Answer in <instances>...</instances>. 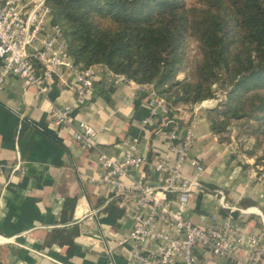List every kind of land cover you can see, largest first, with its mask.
I'll return each instance as SVG.
<instances>
[{"label": "crops", "instance_id": "crops-1", "mask_svg": "<svg viewBox=\"0 0 264 264\" xmlns=\"http://www.w3.org/2000/svg\"><path fill=\"white\" fill-rule=\"evenodd\" d=\"M95 73L93 88L73 109L68 125L55 124L50 109L74 104L71 85L51 83L42 97L14 77L0 88V262L128 264L135 248L128 234L136 217L150 210L137 202L140 191L133 186L162 182L153 163L175 162L171 145H181L190 124L188 159L203 171L197 175L189 161L182 166V173L196 182L185 217L200 227L230 222L243 237H260L264 243V174L256 171L252 157L211 133L204 110L208 101L197 110L155 108L151 114L153 106L137 83L110 77L98 65ZM172 120L182 124L162 129ZM80 121L95 130L93 145L74 139ZM133 138L136 152L148 161L121 180L127 193L119 197L112 186L99 182L103 170L97 154L121 158ZM166 197L175 208L177 194L167 192ZM113 200L122 210L118 217L103 210ZM161 228L173 234L157 219L155 229ZM194 252L206 264H231L229 258L201 247ZM248 253L244 246L237 251L238 257Z\"/></svg>", "mask_w": 264, "mask_h": 264}, {"label": "trees", "instance_id": "trees-1", "mask_svg": "<svg viewBox=\"0 0 264 264\" xmlns=\"http://www.w3.org/2000/svg\"><path fill=\"white\" fill-rule=\"evenodd\" d=\"M79 69L98 65L150 84L169 110L205 100L211 133L253 138V165H264V0H46ZM190 40L197 59L184 72ZM172 120L162 127L181 125ZM234 127V128H233ZM102 202V201H101ZM113 200L104 211L118 217ZM0 264H3L0 262Z\"/></svg>", "mask_w": 264, "mask_h": 264}, {"label": "built area", "instance_id": "built-area-1", "mask_svg": "<svg viewBox=\"0 0 264 264\" xmlns=\"http://www.w3.org/2000/svg\"><path fill=\"white\" fill-rule=\"evenodd\" d=\"M96 66V65H95ZM95 66L79 69L67 53L65 42L57 25L51 23L50 9L46 0H0V88L11 78L22 80L26 87H33L36 97L46 96L51 83L71 85L75 100L72 105L52 106L50 114L55 124L68 125L72 111L86 100L96 77ZM113 78H125L111 71H105ZM130 80V79H129ZM148 96V103L168 112L163 98L156 95L150 84H138ZM201 102L193 106L199 109ZM95 130L80 121L74 131V139L83 146L93 145ZM174 139V134H170ZM137 138H133L128 150L121 158L105 153L97 154V163L103 173L99 182L112 186L115 195L126 196V187L121 180L134 168L147 163V157L136 152ZM193 143L192 125L184 133L180 146L171 145L176 153L175 162L170 165L164 159L153 163L154 170L161 174L162 182L145 187L141 181L133 187L140 191L137 202L147 204L150 210L137 216L128 237L135 242V248L128 264H206L194 252L201 247L213 255L227 257L231 264H264V243L260 237H243L230 222L221 227H200L184 215L191 186L196 183L181 171L185 162L195 167L197 175L203 167L189 160ZM262 168L256 167V171ZM261 173V172H259ZM263 174V173H262ZM177 194L176 207L170 206L166 193ZM159 219L167 229H155ZM246 247L249 253L238 257L237 251Z\"/></svg>", "mask_w": 264, "mask_h": 264}, {"label": "rangeland", "instance_id": "rangeland-1", "mask_svg": "<svg viewBox=\"0 0 264 264\" xmlns=\"http://www.w3.org/2000/svg\"><path fill=\"white\" fill-rule=\"evenodd\" d=\"M197 48L196 43L193 40H190V50L188 53V59L186 62V67L184 72L180 74V76H184V74H187L190 69L193 67L196 59H197ZM208 102L205 103L206 106H211L214 104V100H207ZM234 128V127H233ZM226 139H224L225 142L230 143L233 149L240 151L241 153L247 154V150L251 147L253 144V138L246 137L243 134H239L238 130L235 128V130L231 129L228 134H226ZM254 160V159H253ZM257 167L262 168L261 173L264 174V165H258Z\"/></svg>", "mask_w": 264, "mask_h": 264}]
</instances>
